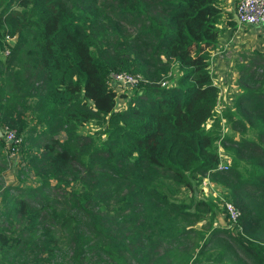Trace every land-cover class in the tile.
I'll list each match as a JSON object with an SVG mask.
<instances>
[{"label": "trees", "instance_id": "trees-1", "mask_svg": "<svg viewBox=\"0 0 264 264\" xmlns=\"http://www.w3.org/2000/svg\"><path fill=\"white\" fill-rule=\"evenodd\" d=\"M220 3L0 0V126L22 140L6 185L0 137V264H264V67L216 109ZM116 72L138 77L118 109ZM224 124L239 139H220L223 169ZM206 172L239 211L234 233L206 225L207 200L164 192Z\"/></svg>", "mask_w": 264, "mask_h": 264}, {"label": "rangeland", "instance_id": "rangeland-1", "mask_svg": "<svg viewBox=\"0 0 264 264\" xmlns=\"http://www.w3.org/2000/svg\"><path fill=\"white\" fill-rule=\"evenodd\" d=\"M227 4V1L224 0ZM223 3V0H222ZM228 8V6H226ZM230 12V11H228ZM221 17H230L231 14L227 15V12H222ZM234 16V14H233ZM261 25L257 26V25ZM256 24L253 26H242V31L236 37L238 40L230 41L227 40L224 42L222 48L210 51V60L215 57L214 62L212 61L211 73L213 74V81L219 86L220 95L218 100V105L216 109L218 111L223 110L222 101L225 100L226 93L230 92L231 96H237L241 92L239 86L238 78L240 75H245L248 71L251 70L249 67H258L257 71L260 72V69L264 67V23ZM260 27L259 29L257 27ZM14 38L7 39L5 42H12ZM248 39L246 42L245 40ZM8 53V48L4 45L3 50L0 51V60H4ZM216 60L220 61L219 65H216ZM214 64L216 67L214 68ZM211 68V66H210ZM123 72H116L114 74H108L105 78L107 84L116 94V102L114 109H118L121 104L124 102L120 96L130 94L131 89L134 85H129L126 82H122L117 79L116 74H121ZM128 74V73H124ZM136 76V75H135ZM161 84V83H160ZM233 97V99H234ZM225 102V101H224ZM234 110V109H233ZM28 114V112H27ZM7 129L4 126H0V137L5 143L4 153L6 155L7 167L2 171L3 182L6 185H17L16 174L19 166L21 165L20 159V147L22 145V140L16 144V148L11 151L7 149L8 142L5 139V131ZM95 127L92 123H88L85 126L79 128L81 134H87L88 132H93ZM21 136V135H20ZM225 136L232 137L234 139H239L237 133H232L227 126L220 125V131L218 133V139L216 140V152L220 156V168H225L228 166V153L225 152V149L221 146L220 139H223ZM225 165V166H224ZM33 177L29 174L28 179ZM201 182L199 185L192 184L191 190L183 188L181 185L178 186L173 179L164 178L162 179V187L165 189V193L168 197L174 202H182L189 209L192 208V204L196 199H205L210 202V205L213 207V215L205 213V222L212 224V226H223L227 230H230L234 233V225L230 224L225 211H224V202L231 203L232 201L228 197L226 191L222 189L218 184H215L208 180V172L201 175ZM233 205V204H232Z\"/></svg>", "mask_w": 264, "mask_h": 264}, {"label": "built area", "instance_id": "built-area-1", "mask_svg": "<svg viewBox=\"0 0 264 264\" xmlns=\"http://www.w3.org/2000/svg\"><path fill=\"white\" fill-rule=\"evenodd\" d=\"M234 20L238 26H253L264 23V0H237L234 6ZM12 39V38H7ZM7 53V51H5ZM116 74L117 79L126 82L129 85H134L138 77L131 74ZM5 139L8 142L7 149L13 151L21 140V136L13 130L5 131ZM220 168V163L217 166ZM224 211L230 221V224H235L239 211L231 204L224 202Z\"/></svg>", "mask_w": 264, "mask_h": 264}, {"label": "crops", "instance_id": "crops-1", "mask_svg": "<svg viewBox=\"0 0 264 264\" xmlns=\"http://www.w3.org/2000/svg\"><path fill=\"white\" fill-rule=\"evenodd\" d=\"M226 1H227V4L225 3L224 0H223V3H222V0H221V3H220V5H221V13L222 12H227V15L231 14V16L230 17H221L220 23H219V27H220L221 30H220L219 35L217 37L218 46L212 52H214L217 49L222 48L224 42H226L227 40L233 41V39H234V41L235 40L237 41L238 39L236 37L242 31V26H238L237 25V23L234 20V16H233L234 6H235V3H236L237 0H226ZM226 6H228V8H226ZM228 11H230V12H228ZM225 20H231V22L234 23V26H229L227 23H225ZM261 25L262 24L257 25V26L261 27ZM257 26H255V27H257ZM260 27H257V28L259 29ZM247 40L248 39H246L245 42ZM216 56L217 55L214 54V57L212 59L213 62H214ZM219 62L220 61L216 60V65L217 66L219 65ZM216 65L214 64V68L216 67ZM211 69H212V63H211ZM212 77H213V74H212ZM218 88H219V86H218ZM211 183L212 182H210V184Z\"/></svg>", "mask_w": 264, "mask_h": 264}]
</instances>
